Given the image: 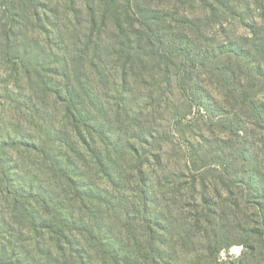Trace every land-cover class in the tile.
Segmentation results:
<instances>
[{"label":"trees","instance_id":"trees-1","mask_svg":"<svg viewBox=\"0 0 264 264\" xmlns=\"http://www.w3.org/2000/svg\"><path fill=\"white\" fill-rule=\"evenodd\" d=\"M0 1L5 3L0 4V69L10 77L0 89V104L3 107L8 104L19 123L13 125V133H8L9 128L0 136V264H172L173 257L166 250L169 243L160 233L172 222V212L159 209L158 193L152 189L147 170L148 156L159 160L165 148L166 130L137 133L136 138L144 140L146 149L140 150L133 143L125 145L129 138L125 139L124 149L127 147L131 154L128 159L125 155L131 173L127 179L134 184L131 190L136 195L133 204L127 205L117 231L109 222L110 216L104 215V211L108 214L112 209L113 198L95 189L82 170V166L93 162L109 179L118 171L112 155H119L122 140L110 124V30L118 34L111 53L121 61L125 107L133 98L129 75L133 69H157L161 75L178 69L182 76L177 80L158 82L153 77L149 84L161 89L165 83L172 87L177 81L180 100L187 102L190 110L196 108L201 116L212 122L217 120L235 133L243 132L245 115L264 129V103L249 92L264 77V34L252 19L259 15L264 20V0H82L78 6L74 5L77 0H67L76 16L83 4L85 10L81 12L87 11L90 20L83 47L77 51L69 49L65 42L60 46L64 36L60 25L53 24L45 15L50 0ZM238 2L244 5L242 14ZM2 8L6 9L7 20ZM240 15L252 19L245 26L250 32L247 42L251 48L232 40L214 51L206 47L207 27H224L228 17ZM30 25L45 31L51 51L49 58L43 56V49L24 39ZM72 51L75 54L70 56ZM223 55L246 62L240 63L244 67L240 75L219 66ZM209 63L215 66L228 92L238 93L248 113L228 111L213 99L208 92L209 84L196 75ZM22 71L30 80L36 79V98L22 92L19 81ZM241 74L252 75L259 81L254 79V84L244 89L240 85ZM46 98L60 104L70 130L56 128L51 124L50 114L41 112L40 106L47 105ZM164 100L157 91L148 107L161 109L164 103L167 106ZM24 109L29 113L20 117ZM28 116L32 118L29 123L33 130L41 131L38 138L24 127L22 118ZM171 120L174 119H169L173 127L184 125L178 117L175 123L171 124ZM79 144L84 149L80 150ZM14 148L39 155L59 191L34 175L23 176L12 157ZM219 157L223 167L219 180L225 188L205 189L211 185L205 177L199 182L193 178L190 188L199 183L204 189L177 187L172 194L181 201L193 198L200 201L201 210L196 205L195 227L209 231L208 251L228 253L225 264H264V168L246 155L245 149L237 150L234 156ZM189 162L196 170L200 169V159H193L192 153L186 160ZM184 173L182 170L180 174ZM236 185L240 189H235ZM78 203L83 211L87 210L89 219L74 209ZM228 203L237 208L247 205L253 210L254 221L238 232L242 224L227 223L226 213L223 210L219 213ZM136 226L143 230L144 239L138 235ZM119 236H127L126 243ZM234 245L243 247L238 256L229 253ZM129 250L136 255L135 259Z\"/></svg>","mask_w":264,"mask_h":264},{"label":"rangeland","instance_id":"rangeland-1","mask_svg":"<svg viewBox=\"0 0 264 264\" xmlns=\"http://www.w3.org/2000/svg\"><path fill=\"white\" fill-rule=\"evenodd\" d=\"M47 2V1H46ZM82 0L75 1L74 5L78 6ZM239 3V2H238ZM0 4H5L0 1ZM240 13H244V5L239 3ZM1 8V5H0ZM4 13V18L7 20L5 15L6 9L2 8ZM85 10L83 4L81 5V11ZM79 12L76 16L68 4L67 0H60L55 2L50 0L49 7L45 9V15L50 18L53 24L59 26L60 32L63 33V37L60 39V46L69 45V49L74 48L76 51L82 49L85 37L89 32L90 20L87 15V11ZM42 12L44 10L42 8ZM40 11V14H42ZM259 14V11H257ZM255 15H258V14ZM245 16H237V18L231 19L228 17V22L225 23L224 27L211 25L207 27L204 31L206 36L209 38V44L206 47H210L212 51L219 49L220 47L226 46L229 40L244 43L246 47L251 48L247 42V38L250 37V32L245 27L252 23V19L258 22V26L261 28L264 34V20L259 15L252 17V19H246ZM78 21L79 24H78ZM50 26L47 25V29ZM76 30V31H75ZM27 35L24 39L31 40L35 43L37 47L43 49V56L49 58L51 55L49 50V44H46L47 39L45 31L40 28L33 29L30 25L26 30ZM72 33L75 39H72ZM86 34V35H85ZM118 34L114 29L110 30V124L116 131V135L122 140L119 145V155L114 153L112 155L113 160L117 161L115 167L118 166L117 174L109 179L105 174L96 168L95 163L91 162L87 166H82L83 172L86 174L85 177L87 181L93 184L94 188L105 193H108L112 198L113 202L110 206L112 209L107 214L104 211V215L110 216V224L114 227V230L119 229V223L121 219L127 213V205L133 204L134 202V184L127 179L129 178L128 164L125 155L131 156L127 147L124 149V142L126 138H129L125 143L134 144V147L141 150V148L146 149L144 140L136 138L137 133L153 132L156 130L164 131L166 130V135L164 136L165 148L159 157V160L153 156H148L147 170L149 173V178L152 180V189H155L158 193V203L159 209L172 212V222L168 227H164L161 230V237L163 240H167L169 245H166L167 253L173 257L170 263L172 264H225V260L228 258V253H211L208 251L207 245L209 242V231L205 227H195L194 216L196 213V205H199L201 210L200 201L193 198L189 202L181 199L179 197L173 196V190L179 187L180 189H204L201 184L197 183L196 186L191 182L194 179L201 181L202 177L207 180L208 188L205 189H216L225 188L222 182L219 180V175L223 174V167L220 164L221 157L219 155L234 156L237 150H246V155L254 158L259 167L264 168V129L257 125V122L249 115H245V126L243 132L235 133L231 129H227L221 124H218L217 120L215 122L210 121L207 117L201 116L197 112L196 108L190 110L189 104L184 100H180L181 90L179 89L178 82L174 81L172 87L165 83L161 86V89L149 84L153 77L160 82L161 80H177L182 76L181 71L178 69L171 70L168 74L161 75L159 70H140L138 68L133 69L131 74H129L130 81L134 88L133 98L130 105L124 106V91L122 89V68L121 61L115 54L111 52L114 44L118 41ZM199 37V36H197ZM204 40L200 38V40ZM65 42V43H64ZM32 45V44H31ZM33 46V45H32ZM210 51V49H208ZM36 51H39L36 49ZM75 52H71L70 56H73ZM59 57H62L61 55ZM61 59V58H59ZM57 59V60H59ZM177 61V60H176ZM181 59L178 63L180 65ZM56 63V62H54ZM240 63H246L238 58L230 59L227 55L222 56L220 62L221 68H227L234 72V74L240 75V71L244 70V67ZM213 64H210L200 72L196 73L200 75V79L209 84L208 92L213 97V99L219 103L228 111H233L234 113L244 114L248 113L247 110L242 106L238 93H230L224 86V83L219 79L217 70L214 68ZM203 70V71H202ZM71 72V71H70ZM72 73V72H71ZM242 73V72H241ZM242 75V81L240 80V85L244 89L249 85L251 87L254 84V79L259 81V78H255L252 75ZM10 79V77L5 76L2 69H0V89L3 87L4 82ZM21 80V87L23 88V93L27 96L31 95L36 98L38 94V83L36 79L31 78V80L22 71V75L19 79ZM250 89V88H249ZM261 89V90H259ZM259 90V91H258ZM158 91V96L162 95L164 101V106L161 109L152 110V107H148L151 103V97L156 96ZM256 91V92H255ZM0 92H2L0 90ZM251 94L258 96L264 103V77L261 79L260 84L255 86V88L249 91ZM47 105L40 106L42 113H49L52 119V125L56 128H69L68 121L64 118L63 109L58 103H54L53 98H46ZM2 104L7 102L1 101ZM10 106L7 104L5 107L0 104V136L6 133V130L10 128L8 133H13L14 126H19V123L13 118V112H11ZM179 110V111H178ZM119 111V113H118ZM178 111V112H175ZM23 114H19L20 117H27L29 113L27 110H22ZM176 113H179L177 116ZM44 115V114H43ZM177 117L182 119L184 125L178 128V125L174 124V127L170 125L175 123ZM29 120H32L30 116L28 118H22L24 127L27 131H32L31 135L38 138L41 135L40 129L33 130L30 126ZM14 123V124H13ZM40 123L41 120H40ZM146 134V135H147ZM135 135V137H133ZM148 141H151L147 137ZM145 145V146H144ZM222 146H225L222 148ZM80 150L84 149L83 144H79ZM126 152V154H125ZM200 159L199 170L193 168L192 163H186L188 158ZM12 157L14 162L19 167V172L23 176L34 175L38 180L42 181L44 184L49 183L53 189H57L58 185L54 182V179H49L47 175V170L42 163L41 157L35 153L28 152L23 148L13 149ZM111 165V164H110ZM189 165V166H187ZM185 171L182 176L181 171ZM129 171V172H128ZM30 174V175H29ZM197 177V178H195ZM135 178V177H134ZM210 182V183H209ZM189 183V185L187 184ZM218 183V186L215 184ZM181 185L184 188H181ZM237 186V185H236ZM59 188V187H58ZM178 188V189H179ZM235 189H240L238 186ZM59 191V189H57ZM192 206H189V203ZM82 205L80 203L74 205L77 213L80 216L85 217L86 220L89 219V214L87 210H82ZM84 209V208H83ZM226 213L227 223L234 226L242 224L237 230L240 232L242 227L248 223L254 221V213L251 208L243 204L240 208L228 203L225 208L219 210V213ZM132 221V220H131ZM109 225V224H108ZM251 226L253 224H250ZM138 229V235L144 237L143 230L140 226H136ZM229 229V228H228ZM120 241H124L125 236H119ZM125 242V241H124ZM126 243V242H125ZM124 243V244H125ZM130 251V250H129ZM243 251L241 245H234L230 249V254L238 256ZM130 255L135 259L136 255L130 251Z\"/></svg>","mask_w":264,"mask_h":264}]
</instances>
